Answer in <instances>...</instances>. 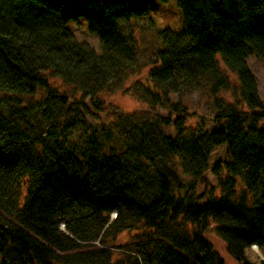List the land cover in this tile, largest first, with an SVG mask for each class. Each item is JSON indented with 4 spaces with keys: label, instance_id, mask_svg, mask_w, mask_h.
I'll return each mask as SVG.
<instances>
[{
    "label": "trees",
    "instance_id": "1",
    "mask_svg": "<svg viewBox=\"0 0 264 264\" xmlns=\"http://www.w3.org/2000/svg\"><path fill=\"white\" fill-rule=\"evenodd\" d=\"M176 2L186 26L154 33L147 85L125 89L139 70L129 22L147 0H0V264H225L210 228L237 264H255L253 245L264 264V101L246 64L264 59V0ZM79 18L100 52L68 28ZM181 86L207 90L214 130L187 126L168 98ZM122 88L170 114L105 106ZM219 146L228 160L210 167ZM132 230L160 240L114 256Z\"/></svg>",
    "mask_w": 264,
    "mask_h": 264
},
{
    "label": "rangeland",
    "instance_id": "2",
    "mask_svg": "<svg viewBox=\"0 0 264 264\" xmlns=\"http://www.w3.org/2000/svg\"><path fill=\"white\" fill-rule=\"evenodd\" d=\"M148 11L147 15L143 18L133 19L129 22L131 26V34L134 37V45L137 50V67L139 70L131 75L125 82L124 88L138 84L147 85L148 80L144 78L147 76L149 68L155 62L154 53L157 49V43L155 40L154 33L161 31L163 29L170 28L173 31H178L186 26L185 19L180 12L178 7V2L176 0H147ZM68 28L71 29L74 37L78 41H84L89 46L96 49L97 52H100V42L91 32L89 33L86 28V20L84 18H79L77 21H70L68 23ZM218 66L220 69L226 72V75L230 79L232 86L238 88V80L235 73L229 71L224 63L221 60V56L217 54L216 56ZM246 64L252 73L255 76L258 86L259 97L264 101V59L250 56L246 59ZM48 82L55 86L59 92H62L68 95L70 98L75 94L72 86H69L63 82L60 78L54 77L52 73L46 74ZM233 89V90H234ZM231 90H224L220 92V95L223 98H226L228 101L233 102ZM103 103L108 108H115L122 113L129 112H138V111H148L150 110V105L146 102L136 99L134 96L129 94L123 88L121 90L115 91V93L104 92L100 95ZM169 101L172 103H180L184 106L187 113L185 114V122L188 127H196L202 125L207 131H212L215 129L214 124V115L215 109H213V102L211 96L208 94L207 90L204 88H191L188 89L184 86L180 87V91L171 92L168 95ZM151 111L162 116H168L170 114V109L164 106H156L151 108ZM110 112L105 111L100 114L102 120L110 119ZM173 118V114H171ZM90 123H94L92 119H88ZM167 133L171 134V130H167ZM226 146L216 147L212 151L210 157V167L216 163V161H227ZM210 167L206 171L205 175L208 180L215 184V178L210 172ZM24 194V193H23ZM203 201L199 202V205L202 206ZM114 214H112L113 216ZM61 228V226H60ZM62 229V228H61ZM160 240V237L155 235H150L145 230H132L129 232H121V235L116 239V246H112L114 256H118L120 253L124 252L131 255H136L134 249L141 248L143 244L150 243L154 239ZM208 240H211L214 249L219 253L223 262L225 264H237V261L233 258L232 255L226 251L224 241L218 237L215 230L210 228L207 232ZM119 245H123L121 248ZM152 245V243H150ZM138 260L142 262L141 255H138ZM247 260L251 263L258 264L260 257V252L257 249L256 245L251 246V248L246 253Z\"/></svg>",
    "mask_w": 264,
    "mask_h": 264
},
{
    "label": "water",
    "instance_id": "3",
    "mask_svg": "<svg viewBox=\"0 0 264 264\" xmlns=\"http://www.w3.org/2000/svg\"><path fill=\"white\" fill-rule=\"evenodd\" d=\"M62 229H64L63 225L61 226Z\"/></svg>",
    "mask_w": 264,
    "mask_h": 264
}]
</instances>
